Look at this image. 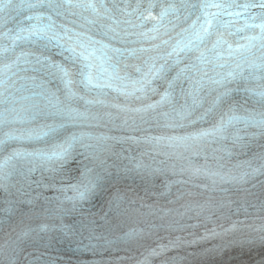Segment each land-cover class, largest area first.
<instances>
[{"label":"snow or ice","instance_id":"6c2138e0","mask_svg":"<svg viewBox=\"0 0 264 264\" xmlns=\"http://www.w3.org/2000/svg\"><path fill=\"white\" fill-rule=\"evenodd\" d=\"M67 5L68 7L72 8H84V9H90L93 13H97V4L93 2V0H78V2L73 3V0H37L36 3H30L27 5L29 8H36V7H46L49 9H52L53 11L59 9L60 7ZM100 8H104L105 6L103 3L99 5ZM149 7H154V5H149ZM180 7L183 8H191L193 11H199L200 16L197 17L198 20L202 18V23L200 24L199 28H197L194 32V37L196 41V47L200 43L205 42L208 38H210L212 35H216V40L213 43L212 49H209V51H217L218 49H225L230 54L233 51H238L240 48H248L253 45V42L256 41H264V0H259L258 3H251V2H245L242 4L236 3V0H198L197 3H187L186 0H181ZM233 8H239L242 9L244 12L250 11L252 8H259L261 9V17L262 21L259 24L254 25H248L246 24L245 27H254L260 30V34L256 36H250L246 37L248 44L247 45H237V47L234 49L233 45L229 43L227 39H225L223 33L219 32V28L221 27H227L226 24L222 23V21L219 19L222 15H229V16H236L239 17L241 15V12H231L228 11L229 9ZM210 9H216V12H210ZM177 10V6L175 3H169L167 7H162L159 20L161 22L164 21V19L170 14ZM105 11H108L105 8ZM254 18V17H251ZM49 19H51L49 17ZM195 27V25L193 26ZM216 29L214 32L213 29ZM243 29H240L238 31H242ZM23 31V30H22ZM30 35L32 36H40L41 33L29 29L28 30ZM114 31V30H113ZM231 34V33H230ZM20 37H17L19 39ZM47 38V37H45ZM55 39L56 37H52ZM116 38L115 36L113 37ZM82 48H84V45H81ZM107 47V46H105ZM185 49L193 50V40H188L187 43L178 42L177 45L173 48V53H178L179 51H184ZM64 51H67L69 53V56L65 59L70 60L72 62H75L77 59L83 61V68L88 69V71L81 70L80 75L82 76V83H84L86 86L90 85L92 83V77L90 74L91 70V63H89L90 57L95 55L96 50L92 49L90 52L85 51H77V49L73 46H69L64 49ZM113 51H119V49H113ZM173 53H169V55H172ZM63 55V52L60 53ZM220 53H217V58H219ZM200 59H203V53H201ZM55 68L59 73H61V78L63 82L65 83L66 87H69L72 84L71 80V71L69 68L64 67L62 64H55ZM163 70V66H161L160 69H155L154 66L152 68H149V73L156 77L158 76L159 72ZM148 75V74H145ZM234 73L229 72L228 76L234 78ZM150 83V81H147ZM223 81H216V83H222ZM171 87V84L169 85ZM142 90V89H141ZM262 96H264V93H261ZM168 97V94L165 93V95L162 97V101L166 100ZM149 107H152L151 105ZM233 119H237L236 117H230L228 123H231ZM261 125H264V121L258 122ZM222 128L218 126L215 128L212 132L204 131L199 133L201 136L205 135H212L214 132H220ZM57 132V129L55 128H49L48 132L44 133V136H51L53 139L55 138V134ZM40 138V137H36ZM81 140V137H77L75 135L66 137L63 142L54 143L51 147V149L48 152H40L38 155L45 160H54V161H60L64 162L71 154L74 145L78 143ZM87 147V146H85ZM93 180L91 178L87 177V174H85V180L86 183L82 182V190L81 188H77V196L79 199L84 200L87 199L88 195L92 193L96 186L97 181ZM75 187V186H74ZM153 255H156L157 253L153 251Z\"/></svg>","mask_w":264,"mask_h":264}]
</instances>
